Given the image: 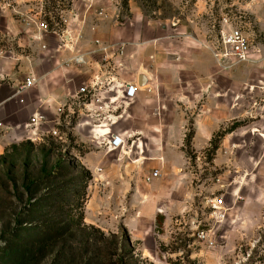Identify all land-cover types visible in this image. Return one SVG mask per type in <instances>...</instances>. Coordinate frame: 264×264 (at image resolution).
I'll return each instance as SVG.
<instances>
[{"label":"rangeland","instance_id":"rangeland-1","mask_svg":"<svg viewBox=\"0 0 264 264\" xmlns=\"http://www.w3.org/2000/svg\"><path fill=\"white\" fill-rule=\"evenodd\" d=\"M235 27L249 36L253 54L225 68L215 53L222 32ZM68 28L126 42V50L137 51L138 71L145 63L169 84L170 106L182 86L199 90L213 83L212 143L196 151L187 137L192 182L174 195V203L186 197V208L147 222L145 234L131 235L126 217L98 213L90 196L93 176L82 163L88 150L68 130L73 124L62 127L63 139L47 127L36 139L34 105L19 110V104L4 102L9 83H22L34 63L52 55L51 29L63 34ZM27 92L21 93L22 106ZM206 100L188 115L203 111ZM0 127V264H88L91 258V264H264V0H0ZM192 133L190 125L187 136ZM60 159L71 176L53 172ZM86 176L92 179L83 182ZM64 181L67 213L59 206L26 209L37 199L41 206L49 202ZM51 216L85 226L59 242L33 237L27 250L19 248L25 233L45 227ZM203 230L207 239L199 236ZM19 233L23 240L14 241V253L6 252Z\"/></svg>","mask_w":264,"mask_h":264},{"label":"crops","instance_id":"crops-1","mask_svg":"<svg viewBox=\"0 0 264 264\" xmlns=\"http://www.w3.org/2000/svg\"><path fill=\"white\" fill-rule=\"evenodd\" d=\"M92 28L99 30L95 25ZM85 32L88 31L75 28H68L64 34L52 32L50 36L56 40V46L51 56L33 64L37 83L26 93L29 101L22 106L24 97L17 91L20 83H9L11 94L4 102L19 104V110L33 104V115L46 118L42 129L58 123L64 127L74 121L67 128L88 150L82 163L93 176L90 196L98 213L126 217L123 224L131 235L145 234L147 222L159 215L168 218L174 215L175 208L180 212L186 208V197L174 203V195L182 185L192 182L185 151L187 130L192 125L191 144L196 151L211 145L213 83L199 90L187 91L182 86L174 99L175 105L170 106L169 84L163 83L160 75L157 78L145 63L144 69L138 71L137 51L131 50L121 57L123 67L115 69V80L109 83L106 73L113 68L104 60V52L98 50L96 41L110 43V40L89 38ZM80 54L85 56V64L66 63ZM11 73L14 79L19 78ZM141 74L146 75L147 83H140ZM99 77L102 81L106 79V83H100L97 96L85 103L79 98L80 90ZM130 86L137 88L134 97L126 95ZM203 98H207V105L191 118L187 111ZM61 105H65L63 115L57 113ZM2 126L10 130L6 122ZM114 136L121 137L123 144L108 150L105 143ZM2 151L0 146V154ZM156 169L163 176L155 175L148 181L147 177Z\"/></svg>","mask_w":264,"mask_h":264},{"label":"built area","instance_id":"built-area-1","mask_svg":"<svg viewBox=\"0 0 264 264\" xmlns=\"http://www.w3.org/2000/svg\"><path fill=\"white\" fill-rule=\"evenodd\" d=\"M101 14H104L101 12ZM44 27H47L46 25ZM54 33H60L58 30H52ZM61 34V33H60ZM64 34V33H63ZM64 39V38H63ZM65 40V39H64ZM96 45L99 51L104 52V60L108 63H111L113 69H110L106 76L109 78V83L112 80H115V69L119 67H123V60L121 57L125 55L126 52V42H116V43H104L101 40L96 41ZM252 43L250 41L249 36L243 31L240 27L231 28L229 31L222 32V40L220 42V48L216 50V57L219 60L220 64L225 67H231L236 63L249 61L252 58ZM120 57V59H119ZM87 61L84 55H76L68 59L66 61L67 64H75L81 65L85 64ZM37 81L34 74H30L27 76L22 83L18 86V93H23L29 91L36 85ZM100 83H106V79L102 81L100 77L94 83H91L87 87H83L80 90L79 98H83L84 102L93 101V99L97 96ZM108 83V82H107ZM137 88L134 86H130L126 90V95L129 97H134L136 95ZM83 96V97H82ZM65 111V105H61L57 109V113L59 115H63ZM46 123V118L41 114H36L32 117V121L30 125L33 126V134L36 139H41L43 137L44 131L42 129V125ZM73 124V122H71ZM70 125V124H69ZM63 124L58 123L52 126L50 130L51 134L56 138L63 139L65 133L62 131ZM97 134V133H96ZM100 134V133H99ZM123 144V139L119 136H114L108 141H106L105 145L108 150H113L119 148ZM160 176L161 173L158 169H156L153 175L147 177L148 181H151L153 176ZM221 218L225 215L221 213ZM199 236L202 239H207L209 234L207 231L203 230L199 232Z\"/></svg>","mask_w":264,"mask_h":264},{"label":"trees","instance_id":"trees-1","mask_svg":"<svg viewBox=\"0 0 264 264\" xmlns=\"http://www.w3.org/2000/svg\"><path fill=\"white\" fill-rule=\"evenodd\" d=\"M51 30H57V29H51ZM193 136V133L188 137L191 140ZM54 148H51L50 151H53ZM53 172H57L58 177H63V176H71V171L67 170V165L65 161H62L61 159L59 161L56 162V165L54 167ZM51 173L49 174V178L51 179ZM56 177V178H58ZM77 180H79L78 177H76ZM92 177L90 176H86L83 179V182H87L88 180H91ZM40 183L41 180H34L32 182V184H36V183ZM65 183L62 186L57 187L58 192L56 194L51 195V199H49V202H46L45 204H43V206H41L40 201L41 199H37L34 202H30V205L28 206V208H26L29 212H40L43 211L45 208L49 207L50 209L58 207L60 208V210L62 211L61 214H65L67 213V210L65 211L64 209L66 208V206H68L69 204L66 203L67 201V197L65 196V191L68 189L67 188V181H64ZM71 182H74L73 177L71 178ZM63 186L65 187V189H63ZM68 195L73 194L72 192H70L69 190L67 191ZM51 194V193H50ZM64 194V195H62ZM82 194H85V190L83 191ZM82 198H84V195L82 196ZM32 200V197L30 198V201ZM50 212V211H49ZM73 218V217H72ZM75 219H71L70 222L66 221L65 219H59L57 217L51 216V218L48 220V222L46 223L45 227H39L36 226L33 229L28 230L25 233V237L26 239L23 240L24 234L19 233L18 237L19 239H11L8 242V246L6 248V252L9 253H14V244H16L14 241L16 240H23V242L21 243V245L19 246V248H24L25 250H27V248H29V244L30 242L35 243L32 239H34L33 237H38L37 241L41 242V243H48V242H59L60 240L64 239L65 236L67 234L71 235L73 233V229L75 228H79L81 230V227H84L85 224L82 222L80 223H75L74 222ZM22 223V222H21ZM68 225V228H67ZM37 244V243H36ZM120 245H122L121 247L123 248L124 246V241L120 242ZM128 254H132V251H128ZM93 259H89L87 261L88 264H91V261Z\"/></svg>","mask_w":264,"mask_h":264},{"label":"water","instance_id":"water-1","mask_svg":"<svg viewBox=\"0 0 264 264\" xmlns=\"http://www.w3.org/2000/svg\"><path fill=\"white\" fill-rule=\"evenodd\" d=\"M140 83H147V78L145 74L140 75Z\"/></svg>","mask_w":264,"mask_h":264}]
</instances>
